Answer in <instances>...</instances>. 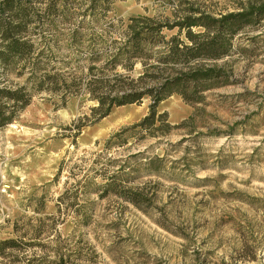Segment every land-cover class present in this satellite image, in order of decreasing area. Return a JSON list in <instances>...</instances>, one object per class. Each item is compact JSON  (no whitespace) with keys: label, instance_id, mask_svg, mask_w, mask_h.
<instances>
[{"label":"rangeland","instance_id":"1","mask_svg":"<svg viewBox=\"0 0 264 264\" xmlns=\"http://www.w3.org/2000/svg\"><path fill=\"white\" fill-rule=\"evenodd\" d=\"M246 1L114 0L107 16H171L179 2L180 8L192 4L218 14ZM234 43L245 51L217 62H228L235 83L207 91L196 105L176 94L157 105L171 125L199 108L194 126L138 141L130 137L99 159L117 160L109 172L124 164L126 174L135 177L128 185L143 187L146 197L139 207L113 195L81 194L76 206L87 201L90 208V223L83 226L74 224V208L61 203L58 212L56 202L66 180L70 185L82 178V172L67 178L68 167L77 164L85 171L113 132L147 113L148 98L113 107L94 124L88 121L76 144L64 134L74 132L72 123L95 105L85 96L54 109L34 95L15 120L0 127V240L43 245L7 249L0 264L52 258L57 233L49 221L39 235L34 230L48 215L62 221L56 228L63 251L72 252L77 264H264V20L239 33ZM16 70L3 73L0 86H17L22 78ZM136 152L142 154L133 157ZM153 155L162 157L159 176L149 175L144 164ZM63 158L66 167L54 179Z\"/></svg>","mask_w":264,"mask_h":264},{"label":"trees","instance_id":"2","mask_svg":"<svg viewBox=\"0 0 264 264\" xmlns=\"http://www.w3.org/2000/svg\"><path fill=\"white\" fill-rule=\"evenodd\" d=\"M113 1L0 0V76L17 69L18 77L22 78L15 87L0 86V127L15 120L34 95H40L54 109L64 108L71 99L85 96L95 105L89 107V115L84 114L72 123L74 132L64 134L76 144L75 138L88 121L94 124L113 107L140 104L149 99L147 113L139 121L113 132L105 140L102 151L95 152L98 159L85 171L77 164L68 167L67 178L80 172L82 178L70 185L65 181L56 207L58 212L61 203L74 208L78 217L75 225L90 223L87 201L76 206L81 194L87 197L93 192L98 198L113 195L137 207L146 200L143 187L128 185L135 177L126 174L124 164L109 172L117 160L99 159L112 147L126 144L130 137L138 141L146 136L167 135L173 128L194 126L199 108L171 125L165 112H157V105L173 94L196 105L204 101L207 91L235 83L228 62L217 61L239 50L245 51V47H235L236 36L259 27L264 20V0H247L237 10L218 14L188 3L180 8L182 2H179L171 16L136 14L127 18L107 16ZM161 161L162 157L153 155L144 162L149 175L159 176ZM65 167L63 158L54 179ZM96 177L102 181L96 182ZM46 221L57 233L52 258L34 256L23 264L44 261L77 264L78 258H73L72 252L63 251L66 245H61V234L56 228L61 220L53 215L39 218L34 229L37 235L44 231ZM24 245L43 246L38 242L26 244L21 238L18 243L13 238L2 239L0 256L17 246L18 251L22 250Z\"/></svg>","mask_w":264,"mask_h":264}]
</instances>
